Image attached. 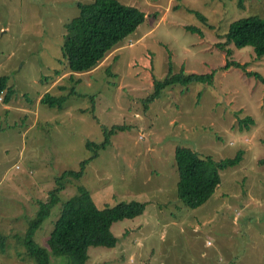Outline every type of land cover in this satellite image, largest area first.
Listing matches in <instances>:
<instances>
[{"label": "rangeland", "instance_id": "rangeland-1", "mask_svg": "<svg viewBox=\"0 0 264 264\" xmlns=\"http://www.w3.org/2000/svg\"><path fill=\"white\" fill-rule=\"evenodd\" d=\"M90 1L0 0V77L9 78L15 94L12 110L0 106V231L8 244L0 264L34 263L22 238L39 203L58 177L92 158L87 141L103 142L114 124L126 128L112 134L80 180L66 184L60 201L83 186L99 208L146 206L142 215L114 223L115 248L90 249L87 264H264V85L246 75L264 78V58L250 46L227 45L231 60L247 68L220 72L227 58L218 48L234 21L264 15V0H118L139 8L145 21L96 70L72 77L62 58L65 25L78 15V3ZM171 68L215 73L214 86L167 89L144 109L153 80L163 81ZM46 94L66 98L63 110L40 105ZM244 118L253 122L240 125ZM178 145L215 160L244 153L197 209L178 199ZM60 210L59 204L37 231L40 247Z\"/></svg>", "mask_w": 264, "mask_h": 264}, {"label": "trees", "instance_id": "trees-1", "mask_svg": "<svg viewBox=\"0 0 264 264\" xmlns=\"http://www.w3.org/2000/svg\"><path fill=\"white\" fill-rule=\"evenodd\" d=\"M77 8L78 15L65 25L62 44V58L66 61L68 73L72 77L96 70L111 52L145 21V13L139 8L118 0H92L78 3ZM197 16L205 20L202 15ZM186 30L202 35V31L196 27L188 26ZM225 40L224 43L218 44V48L225 52L227 62L219 71H229L233 68L246 71V65L242 66L231 60L233 50L227 48V45H233L238 49L250 46L258 60L264 58V15H252L234 21L225 35ZM246 75L264 85V78L261 75L253 72H246ZM214 83L215 73L187 75L182 69L180 74H175L171 68L163 81L153 80L154 92L143 101L142 106L144 109L149 108L167 89L177 86L188 88L193 84L213 87ZM14 95L13 88L9 87V78L0 77V98L3 99L0 106L7 105ZM65 102L64 97L60 99L46 94L40 105L63 110ZM239 122L240 125L247 126L248 122L253 120L244 118ZM125 128V125L114 124L111 128L104 129L103 142L87 141V147L93 152L92 158L83 161L79 171H66L58 177L56 186L48 192L46 200L39 203L37 215L29 221L22 238L25 255L34 262L33 264H53L51 262L54 259H62L63 264H87L90 249L115 248L117 239L111 233V226L114 223L133 219L144 213L146 205L138 201L119 202L111 207L99 208L90 192L83 186L78 188L76 196L64 203L60 201L66 184L72 179L80 180L87 165L99 156L100 149L111 143L112 134ZM243 155V151H239L233 158L215 160L212 157L202 158L191 147L178 145L176 148L179 169L178 199L191 209L205 205L222 183L221 172L239 165ZM259 163L264 165V159ZM59 204L61 205L59 218L45 241V248H42L36 242L35 235L49 218L51 211ZM7 249V237L0 231V250L5 254Z\"/></svg>", "mask_w": 264, "mask_h": 264}, {"label": "crops", "instance_id": "crops-1", "mask_svg": "<svg viewBox=\"0 0 264 264\" xmlns=\"http://www.w3.org/2000/svg\"><path fill=\"white\" fill-rule=\"evenodd\" d=\"M10 102H11V101H10ZM2 105H3V104H2ZM2 105H1V106H2ZM6 106H7V108H6L7 110H12V108H11L10 106H8V105H6Z\"/></svg>", "mask_w": 264, "mask_h": 264}, {"label": "built area", "instance_id": "built-area-1", "mask_svg": "<svg viewBox=\"0 0 264 264\" xmlns=\"http://www.w3.org/2000/svg\"><path fill=\"white\" fill-rule=\"evenodd\" d=\"M2 101H3V99H2V98H0V104L2 103Z\"/></svg>", "mask_w": 264, "mask_h": 264}]
</instances>
